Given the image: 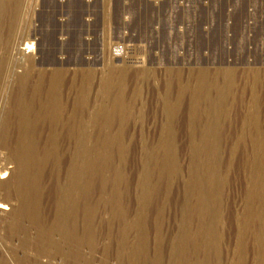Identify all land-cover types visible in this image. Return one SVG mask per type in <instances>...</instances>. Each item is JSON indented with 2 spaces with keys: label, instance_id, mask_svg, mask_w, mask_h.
I'll use <instances>...</instances> for the list:
<instances>
[{
  "label": "rangeland",
  "instance_id": "1",
  "mask_svg": "<svg viewBox=\"0 0 264 264\" xmlns=\"http://www.w3.org/2000/svg\"><path fill=\"white\" fill-rule=\"evenodd\" d=\"M10 167L0 264H264V0H0Z\"/></svg>",
  "mask_w": 264,
  "mask_h": 264
},
{
  "label": "bare ground",
  "instance_id": "2",
  "mask_svg": "<svg viewBox=\"0 0 264 264\" xmlns=\"http://www.w3.org/2000/svg\"><path fill=\"white\" fill-rule=\"evenodd\" d=\"M154 1H157V0H154ZM37 50H38V48H36L35 44L34 43H30V42L23 44L21 47L17 46V48H15L16 54L20 56V59H22V62H24V63H25V60L27 62H29L27 60L28 59L27 57L32 58L33 57L32 55H34L37 52ZM30 58H29V60H30ZM30 61L33 62L34 61L33 58ZM25 65H27V64L25 63ZM14 170H15L14 167L5 168L4 172L0 173V185L4 184L5 182H7L11 178V176L14 173ZM13 212H14V205L13 204H10V203H7V202L6 203L5 202L4 203L0 202V217H6L8 215L13 214Z\"/></svg>",
  "mask_w": 264,
  "mask_h": 264
}]
</instances>
